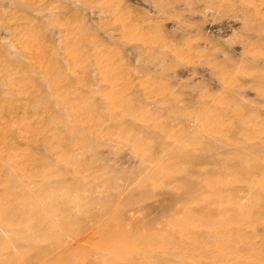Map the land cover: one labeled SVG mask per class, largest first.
Masks as SVG:
<instances>
[{"label":"rangeland","instance_id":"obj_1","mask_svg":"<svg viewBox=\"0 0 264 264\" xmlns=\"http://www.w3.org/2000/svg\"><path fill=\"white\" fill-rule=\"evenodd\" d=\"M0 73V209L5 205L0 221L7 215L20 221L15 232L0 222V247L6 240L3 253L16 258L9 264L33 260L34 254L22 255L12 245L16 239L22 245L34 240L43 244L44 235L57 231L73 240L91 231V217L105 218L109 212L130 215L136 223L116 216L107 227L111 237L83 243L84 252L62 258L67 264H112L114 254L119 259L114 255L113 264H264V0H0ZM34 96L41 99L35 102ZM65 96L71 100L69 116L54 107ZM77 120L85 125L79 128ZM87 125L96 126L101 142L80 144ZM67 131L73 138H67ZM178 143L181 151L176 150ZM18 168L37 175L35 185L13 190L21 175L14 172ZM38 174L49 176L41 179ZM211 174L226 181L222 199H238L236 191L248 195L245 209L239 212L223 204L231 215L221 216L214 205L210 208V196L212 200L205 196L184 206L163 191L171 185L168 194L177 196L194 182L196 190L199 179H211ZM237 176L242 183H235ZM57 180L66 182L65 187L54 186L58 192L67 188L71 193L74 182L71 194L77 192L78 199L67 200L74 206L47 191L40 202L34 199L36 185ZM10 204L20 205L18 216ZM174 216L183 224L175 225L180 221ZM228 227L230 239L225 236ZM26 230L27 236L35 230L38 240H23ZM120 232L126 237L122 243L120 237L116 240ZM126 241L141 251L136 263ZM124 247L130 248L128 254Z\"/></svg>","mask_w":264,"mask_h":264},{"label":"bare ground","instance_id":"obj_2","mask_svg":"<svg viewBox=\"0 0 264 264\" xmlns=\"http://www.w3.org/2000/svg\"><path fill=\"white\" fill-rule=\"evenodd\" d=\"M143 15V14H142ZM64 60H66V58L64 59ZM67 61V60H66ZM65 61V62H66ZM95 75V74H94ZM0 76L2 77V75H1V73H0ZM94 79V78H93ZM7 81V80H6ZM92 81H94V80H92ZM95 83V82H94ZM96 84V83H95ZM94 84V85H95ZM98 86V85H97ZM99 87V86H98ZM94 88V87H93ZM96 88V87H95ZM94 88V89H95ZM97 89V88H96ZM68 90V89H67ZM99 90V89H98ZM56 91V90H55ZM54 91V92H55ZM53 92V91H52ZM61 92V90H59L58 91V93H60ZM92 92H95V91H93L92 90ZM91 92V93H92ZM55 93H57V92H55ZM66 93V92H65ZM98 92H96V94H97ZM52 95H53V93H51ZM69 94V93H68ZM87 94V93H86ZM88 94H89V92H88ZM87 94V95H88ZM95 94V95H96ZM63 95V94H62ZM71 95H72V93H71ZM71 95H70V97H71ZM75 95H76V93H75ZM78 95V94H77ZM87 95H86V97H87ZM93 95V94H92ZM91 95V96H92ZM56 96V95H55ZM80 96V95H79ZM78 96V97H79ZM84 96V95H83ZM53 97V96H52ZM89 97V96H88ZM95 97V96H94ZM93 97V98H94ZM96 97H98V96H96ZM92 97L90 98V99H93ZM33 99H34V101L35 102H37L36 100H38V99H41L40 97H37V96H34L33 97ZM71 99H72V97H71ZM100 99V98H99ZM71 102V100L69 99V97H64L63 99L61 98V103H58L57 105H55L54 107L55 108H57V109H59L60 110V114L62 115V116H64L63 114H65V115H68L69 116V114H68V108L70 107V102ZM73 104H75V103H73ZM109 105V104H108ZM111 106V105H110ZM47 108H49V111H50V109L53 111L54 109L52 108V106L51 105H47ZM43 110H45V107H43ZM48 111V112H49ZM88 111V110H87ZM98 111V110H97ZM96 111V112H97ZM48 112H47V115H52V112H50L49 114H48ZM96 112H94V113H92V115H91V117H94V114L96 113ZM76 113V112H75ZM74 113H72L71 115H73ZM99 114V113H98ZM74 115H77V114H74ZM100 115V114H99ZM65 118H66V116H65ZM88 118V117H87ZM70 119V118H69ZM86 120V119H85ZM94 120H97V118L96 119H94ZM75 121V120H74ZM87 122H88V120H86ZM65 122H66V120H65ZM72 120H71V123L69 122V124H72ZM76 122H78V120L76 121ZM81 122V121H80ZM80 122H78L77 124H79V128L82 126V125H85V124H83V123H80ZM92 123H95V121H91ZM98 122V121H97ZM74 123V125H75V122H73ZM90 123V122H89ZM68 124V123H67ZM81 124V125H80ZM88 124V123H87ZM98 124V123H97ZM100 124V123H99ZM89 125V124H88ZM88 125H87V127H88ZM69 126V125H68ZM72 126V128H73V125H71ZM70 126V127H71ZM91 126V125H90ZM89 126V127H90ZM86 127V128H87ZM88 127V130H86L84 133V135H83V139H82V143H81V141H80V144L83 146V144H86L87 142H95V143H97V141H98V139L100 140V138H102L98 133L96 134V132H98L97 131V129H96V126L95 125H93L92 127H90L89 128ZM198 129H200V130H202V129H204L203 127H200L199 128V126H196ZM71 128V129H72ZM77 128V127H76ZM75 127H74V129H76ZM98 128V127H97ZM70 129H68V131H69ZM84 130H85V128H84ZM98 130H100V129H98ZM195 130V129H194ZM67 131V132H68ZM71 131H74V130H71ZM79 131V130H78ZM81 131V130H80ZM79 131V132H80ZM196 131H197V129H196ZM78 132V133H79ZM69 133V132H68ZM81 133V132H80ZM100 133H101V131H100ZM74 134V133H73ZM75 134H77V133H75ZM91 134H93L94 136H93V139H90L89 138V136L91 135ZM102 134V133H101ZM199 134V133H198ZM203 134V133H202ZM244 134V133H243ZM208 135V134H207ZM72 137V133L70 132L69 134H68V136H67V138L68 139H70ZM100 137V138H99ZM207 137V136H206ZM73 138V137H72ZM75 138V137H74ZM76 139V138H75ZM81 139V138H80ZM238 141V139L237 138H235L234 139V144L233 145H235V144H237V141ZM41 141V140H40ZM43 141V144L44 143H46V142H44V141H46V140H42ZM52 141V140H51ZM54 141V140H53ZM68 141V140H67ZM66 141V142H67ZM70 141V140H69ZM68 141V142H69ZM71 142H72V140H71ZM77 142V141H76ZM100 142H101V140H100ZM51 143V142H50ZM73 144H74V142H73ZM79 144V143H78ZM79 144V145H80ZM41 145V144H40ZM47 146H48V142H47V144H46ZM87 145V144H86ZM91 144H89V146H90ZM138 145V144H137ZM181 145V144H180ZM180 145H179V143H178V146H179V149H176V150H180ZM183 145V144H182ZM47 146H45V147H47ZM85 146V145H84ZM139 146V145H138ZM71 147V146H70ZM137 147V146H136ZM185 147H186V145H185ZM49 149V148H48ZM80 149L82 150V147L80 146ZM175 150V151H176ZM186 150V149H185ZM50 152H51V149L49 150ZM70 151H71V149H70ZM181 151V150H180ZM191 151V150H190ZM68 152V151H67ZM67 152H65V153H67ZM72 152V151H71ZM82 152V151H81ZM237 152V151H236ZM69 153V152H68ZM67 153V154H68ZM73 153V152H72ZM75 153V152H74ZM80 153V152H79ZM84 153V152H83ZM175 153V152H174ZM177 153V152H176ZM182 153V152H181ZM70 154V153H69ZM179 154V153H178ZM185 154V153H184ZM64 155H66V154H64ZM71 155V154H70ZM73 155V154H72ZM83 155V154H82ZM81 155V156H82ZM170 155V154H169ZM80 156V155H79ZM167 156V155H166ZM171 156V155H170ZM169 156V157H170ZM71 157H73V156H71ZM75 157H76V155H75ZM159 157V156H158ZM77 158V157H76ZM75 158V159H76ZM79 158V157H78ZM95 158V157H94ZM163 158H165V157H163ZM162 157H161V159H163ZM175 158H178V157H174V159ZM74 159V160H75ZM92 159V158H91ZM173 159V160H174ZM239 159V158H238ZM78 160V159H77ZM84 160V159H83ZM83 160H81V161H83ZM164 161H165V159H163ZM92 161V160H91ZM159 161H160V157H159ZM45 162V161H44ZM69 162V165H70V161H68ZM78 162V161H77ZM84 162V161H83ZM82 163V162H81ZM80 163V164H81ZM144 163V162H143ZM160 163H161V161H160ZM148 164V163H147ZM152 164V163H151ZM88 165V164H87ZM89 165H90V163H89ZM88 165V166H89ZM145 165V164H144ZM161 165H163V164H161ZM72 166V165H71ZM70 166V167H71ZM81 166H82V164H81ZM85 166V165H84ZM94 166V165H93ZM168 166V165H167ZM182 166V165H181ZM180 166V167H181ZM79 167V166H78ZM166 166H164V168H165ZM171 167V166H170ZM173 167V166H172ZM95 168V167H94ZM93 168V169H94ZM14 169V168H13ZM16 169V168H15ZM78 169V168H77ZM85 169H86V167H85ZM91 169V168H90ZM167 169V168H166ZM169 169H172V168H169ZM181 169V168H180ZM227 169V168H226ZM80 170H83V168H80ZM79 170V171H80ZM89 170V169H88ZM174 170H176V169H174ZM179 170V169H178ZM203 170H205V169H203ZM202 170V171H203ZM230 170H232V169H230ZM12 171V170H11ZM16 171H20L19 173L22 175H19L20 176V178H18L17 179V181L15 180L14 182L15 183H13V185H11L12 186V189L14 190V188H18L20 185H23V188H26V187H24V186H28L29 184H34L35 183V181H36V179H38V176L36 175H30V173H27V174H25V172H21V169L19 170V168H18V170H15L14 172H16ZM79 171L77 170V172H75V171H73V176H74V172L76 173V175L77 174H79ZM91 171V170H90ZM89 171V172H90ZM95 171V170H94ZM177 171V170H176ZM248 171V170H247ZM18 172H17V174H18ZM161 172V171H160ZM200 172V171H199ZM204 172V171H203ZM225 172H226V170H225ZM230 172V171H229ZM9 173H12V172H9ZM43 173H45V172H43ZM70 173H72V171L70 172ZM228 173V172H227ZM249 173V172H248ZM252 173V172H251ZM51 174V173H50ZM54 174V173H53ZM57 174V173H56ZM83 174V173H82ZM87 174V179H88V177H89V173H86ZM85 174V175H86ZM160 174V173H159ZM172 174V173H171ZM185 174V173H184ZM188 174H190V173H188ZM198 174V173H197ZM215 174H217V173H213V175H215ZM230 174V173H229ZM228 174V175H229ZM233 174V173H232ZM39 176H40V178L41 177H44L45 176V174H44V176L42 175V174H38ZM62 175V174H61ZM76 175H75V177H76ZM81 175V173L79 174V176ZM84 175V174H83ZM92 175H94V174H92ZM96 175V174H95ZM165 175V174H164ZM201 175V174H200ZM205 175V174H204ZM212 175V174H211ZM213 175L211 176V177H213ZM223 175V174H222ZM226 175V174H225ZM238 175V174H237ZM244 175H245V173H244ZM247 175H249V174H247ZM8 175H6V177H7ZM12 176V175H11ZM10 176V177H11ZM18 176V175H17ZM48 176H49V174L47 175V176H45V177H47L48 178ZM54 176V175H53ZM52 176V177H53ZM71 176V175H70ZM97 176H98V174H97ZM97 176H95V177H97ZM168 176V175H167ZM167 176H165V177H167ZM169 176H170V174H169ZM188 176V175H187ZM191 176V175H190ZM193 176V175H192ZM207 176H209L208 174H207ZM217 177H218V175H216ZM227 176V175H226ZM233 176H235V175H233ZM9 177V178H10ZM52 177H50V179L52 178ZM74 177V178H75ZM144 177H145V180H146V178L147 179H149V176L147 177V174H145L144 175ZM194 177V176H193ZM203 177V176H202ZM217 177H216V179L213 177V178H211V179H208V178H206L207 180H205V179H202V178H200L199 179V177L197 178V176L195 177V178H197V180L199 179V181L197 182V184H196V190H193V185L195 184V182H194V184L191 186V187H188V186H190V184H191V182H190V184L189 185H187V187H188V191L186 192V193H182V194H177V196L176 195H171V194H168V191H169V189L170 188H172L171 187V185L169 186L166 182V186L164 185V187H165V189L166 190H163L164 191V193L166 194V196H168V199H171L170 197H172V199L173 200H176V201H178V202H180L181 201V203L184 205V206H186L187 205V203L189 202V201H192V203H194L195 201H203V200H201V199H203L205 196V199H211V198H214L213 199V204H211L210 205V208L211 207H214L215 208V210H216V214L217 215H221V216H224V215H229L230 213H228V210H226V209H223V208H221V206L224 204L225 206H229L228 204H230V207L231 208H233V210H237V211H239L240 212V210H243V208L245 209V207H244V200L245 199H247V196L248 195H246L244 192H243V195H241L240 193L241 192H239V191H236L235 193L234 192H232V194H233V196L234 197H236V198H238V199H232V200H227V197H228V195L226 196V199L225 198H223V199H225V200H223L222 199V197H223V190H222V188H224V187H226V184H225V182H223L224 180V177L222 178H220V179H217ZM249 177H253V175L251 174V176H249ZM15 178H16V174H15ZM40 178H39V180H40ZM47 178H45V179H47ZM56 178V177H55ZM73 178V179H74ZM81 179L83 178V177H80ZM79 178V179H80ZM85 178V177H84ZM187 178H189V176L187 177ZM190 178H192V177H190ZM204 178V177H203ZM42 179V178H41ZM49 179V180H50ZM58 179H60V176L58 177ZM78 179V178H77ZM233 179H234V177H233ZM232 179V180H233ZM245 179V178H244ZM7 180V179H6ZM9 180V179H8ZM13 180H14V178H13ZM44 180V179H43ZM48 180V179H47ZM94 180H96L95 178H94ZM246 180V179H245ZM3 181V180H2ZM1 181V182H2ZM74 181V180H73ZM77 181V180H76ZM84 181V180H83ZM82 181V182H83ZM93 181V180H92ZM185 181V180H184ZM235 181V183H242V179H240L238 176L236 177V180H234ZM6 182V181H5ZM39 182V181H38ZM94 182V181H93ZM177 182H179V181H176V183ZM187 182H189V181H187ZM228 182H230V181H228ZM231 182H233V181H231ZM230 182V183H231ZM3 183H4V181H3ZM7 183H8V185L10 184L8 181H7ZM39 183H41V182H39ZM53 183V182H52ZM67 183H68V181H67ZM85 183H90L89 181L88 182H86L85 181ZM182 183V182H181ZM186 183V182H185ZM185 183H183V185L185 184ZM224 183V184H223ZM1 184V183H0ZM11 184H12V181H11ZM64 184H66V182L63 180V181H60V180H57L56 182H54L53 184H51V182H50V184H38V185H36V187H38V192L39 193H43L42 195H39V197H37L38 196V194L37 195H35L34 196V199H36L37 198V200H39L38 198H40L41 196H44V194L46 193V191L49 193V195H50V197L52 196V197H55V198H59V200H63V203H64V205H65V203H67V200H68V202H69V199L71 198H75V200H76V198L77 197H75V195L74 194H77V192L76 193H74V194H71L72 192H74V187H75V185H74V182L72 183L73 184V189L70 191L71 193H69L68 191H67V188H66V191H62V192H58L57 191V187H54V186H61V187H65V186H63ZM79 184H81L80 182H78V185ZM179 184V183H178ZM234 184V183H233ZM233 184H230V185H233ZM250 184V183H249ZM249 184H248V186H249ZM6 185V184H5ZM35 185V184H34ZM77 185V186H78ZM88 185V184H87ZM86 185V186H87ZM176 184H174V186H173V188L174 187H176L175 186ZM221 185H224V186H221ZM7 186V185H6ZM10 186V187H11ZM71 186V185H70ZM83 185H81V187H82ZM89 186V185H88ZM221 186V187H220ZM257 186H258V184H257ZM256 186V187H257ZM29 187H31V185H29ZM28 187V189H30ZM178 188H180L179 186H177ZM176 187V188H177ZM185 187V186H184ZM187 187H185V188H187ZM259 187V186H258ZM35 187H33V189H34ZM48 188H50V189H48ZM60 188V187H59ZM76 188V187H75ZM79 188H80V186H79ZM195 188V187H194ZM252 188H255V185H254V187H252ZM3 189H7V187L6 188H3ZM37 189V188H36ZM68 189H69V185H68ZM84 189V188H83ZM238 189V188H237ZM9 189H7V191H8ZM11 190V189H10ZM9 190V191H10ZM20 190H21V188H20ZM25 190V189H24ZM60 190H62V188L60 189ZM59 190V191H60ZM64 190V189H63ZM70 190V189H69ZM77 190V189H76ZM82 190V189H81ZM171 190V189H170ZM173 190V189H172ZM228 190V189H227ZM256 190V189H255ZM258 190H260V189H258ZM6 190H5V193L7 192ZM36 191V190H35ZM96 191H98V190H96ZM254 191V190H253ZM20 192V191H19ZM21 192H22V190H21ZM27 192H29V190L27 191ZM31 192H33V191H30V193ZM86 192V191H85ZM90 192V191H89ZM205 192L207 193V194H212V195H204L205 194ZM226 192V191H225ZM230 192V193H231ZM1 193H2V190H1ZM0 193V194H1ZM4 192H3V195L5 194ZM13 193V192H12ZM15 193V192H14ZM13 193V194H14ZM30 193H29V196H30ZM34 193V192H33ZM87 193V192H86ZM247 193V192H246ZM255 193H256V195H257V191H255ZM8 194V193H7ZM16 194V193H15ZM14 194V195H15ZM20 194V193H19ZM23 194V193H22ZM24 194H26V193H24ZM69 194V195H68ZM83 194V193H82ZM95 194V193H94ZM172 194H173V192H172ZM226 194H228V192H226ZM236 194V195H235ZM248 194V193H247ZM249 194H250V192H249ZM2 195V194H1ZM1 195H0V197H1ZM14 195H10V199L12 198V196H13V198H14ZM32 195V194H31ZM80 195V194H79ZM84 195H88V193L87 194H84ZM90 195H92V194H90ZM180 195H182V196H180ZM229 195H231V194H229ZM245 195H246V197H245ZM254 195V194H253ZM252 195V196H253ZM255 195V196H256ZM18 196V195H17ZM16 196V197H17ZM28 196V197H29ZM46 196V195H45ZM67 196V197H66ZM76 196H78V195H76ZM209 196L211 197V198H209ZM250 196V195H249ZM251 196V198L253 199V197ZM258 196V195H257ZM256 196V197H257ZM3 198H1V200L3 199L4 200V197L5 196H2ZM9 197V196H8ZM26 197H27V195H26ZM31 197V196H30ZM69 197V198H68ZM80 197V196H79ZM6 198V197H5ZM20 197H18V199H19ZM32 198H33V196H32ZM41 198H43V197H41ZM40 198V199H41ZM250 198V197H249ZM9 198H7V200H8ZM22 199H23V197H22ZM29 200H30V198H28ZM48 199H49V196H48ZM52 199V198H51ZM51 199H49V200H51ZM78 199V198H77ZM85 199V198H84ZM200 199V200H199ZM251 199V200H252ZM257 199V198H256ZM6 200V199H5ZM7 200H6V205H7ZM14 200H16V198L14 199ZM14 200H12L11 202H13ZM25 200H27V199H25ZM36 200V201H37ZM43 200H45V199H42V201ZM81 200V199H80ZM209 200L208 201H206V203H208L209 202ZM212 200V199H211ZM215 200V201H214ZM33 201H35V200H33ZM33 201H31L30 200V203L31 204H33L32 202ZM41 200H39V202H40ZM56 201V200H55ZM74 201V200H73ZM79 201V200H78ZM257 202H258V199L256 200ZM1 202V201H0ZM4 202V201H3ZM17 202V201H16ZM24 202V201H23ZM23 202H21V203H23ZM38 202V203H39ZM52 202V201H51ZM59 202V201H58ZM58 202H56V203H58ZM255 202V201H254ZM256 202V203H257ZM10 203V202H9ZM8 203V204H9ZM63 203L61 204L62 206H64L63 205ZM73 203V202H72ZM78 203V202H77ZM89 203V202H88ZM205 203V202H204ZM205 203V204H206ZM19 204V203H18ZM28 204H29V202H28ZM27 204V205H28ZM31 204H30V207H31ZM68 204L69 203H67L66 205L68 206ZM74 204V203H73ZM79 204H80V202H79ZM4 205V204H3ZM3 205L1 204V207H2V209H3ZM11 205V204H10ZM9 205V206H10ZM15 206H12L11 207V211L12 212H17V214H15V215H17L18 216V213H19V211L21 210V207H20V205L19 206H17L16 204H14ZM22 205V204H21ZM25 205V204H24ZM40 205V207H41V204H39ZM48 205V204H47ZM59 205V204H58ZM58 205H56V206H58ZM70 206L69 207H71V205L72 204H69ZM214 205V206H213ZM232 205V206H231ZM5 206V205H4ZM29 206V205H28ZM33 206V205H32ZM34 206H35V204H34ZM33 206V207H34ZM36 206H37V204H36ZM46 206V205H45ZM51 206H53L54 207V204L52 203L51 204ZM60 206V205H59ZM72 206H74V205H72ZM77 206H79L78 204H77ZM225 206H223V207H225ZM29 207V208H30ZM49 207V206H48ZM61 207V206H60ZM5 208H7V206L6 207H4V209ZM23 208V207H22ZM27 208V207H26ZM26 208H24V209H26ZM42 208H44L43 206H42ZM47 208V207H46ZM59 208V207H58ZM65 208V207H64ZM74 208H76V206L74 207ZM78 208V207H77ZM76 208V209H77ZM81 208H82V205H81ZM207 208V207H206ZM206 208H205V210H206ZM231 208H229L230 210H231ZM2 209H0V211H3ZM31 209V208H30ZM61 209V208H60ZM63 209V208H62ZM80 209V208H79ZM6 210V209H5ZM9 210V209H8ZM7 210V211H8ZM29 210V209H28ZM27 210V211H28ZM47 211H49L48 210V208L46 209ZM52 210H53V208H52ZM189 210V209H188ZM214 210V209H213ZM230 210H229V212H230ZM30 211V210H29ZM32 211V210H31ZM30 211V212H31ZM73 211H75V210H73ZM79 211V210H78ZM184 211V213L185 212H187V210L185 211V208H184V210H182V212ZM209 211V210H208ZM232 211V210H231ZM26 212V211H25ZM30 212L28 213V214H30ZM50 212H52V211H49V213L48 214H50L51 215V213ZM55 212V211H54ZM176 212V211H175ZM174 212V213H175ZM212 212V211H211ZM211 212H210V214H211ZM214 212V211H213ZM1 213V212H0ZM3 213V212H2ZM5 213L7 214V212L5 211ZM10 213V212H9ZM20 213H22V212H20ZM40 213V212H39ZM42 213V212H41ZM45 213V215H47V212H43V214ZM207 213V212H206ZM235 213V212H234ZM238 213V212H237ZM27 214V215H28ZM123 214H125L124 212H123ZM170 214V213H169ZM171 214H172V211H171ZM177 214V213H176ZM201 214V213H200ZM203 214V213H202ZM209 214V215H210ZM233 214V213H232ZM4 215V214H3ZM3 215H1L0 214V216L2 217V219H3ZM15 215H13L14 217H15ZM20 215V214H19ZM22 215V214H21ZM20 215V216H21ZM25 215V214H24ZM41 215V214H40ZM48 216L49 218L52 216ZM188 215V214H187ZM231 215V214H230ZM234 215V214H233ZM8 217H7V220H8V218H10L9 217V215H7ZM35 216H38L37 214H35ZM43 216V215H42ZM42 216H40V217H42ZM83 216H86V215H83ZM82 216V217H83ZM118 217V216H120L119 217V220L120 221H122V222H126V223H128V222H133V223H136L135 222V219H132V218H129L128 216H130V215H127V216H125L124 217V215H121L119 212H116V215H114V214H111L110 212H109V214H108V217H102V218H100L101 216L100 215H95V216H93V217H91L90 219H89V222H93V228L91 229V231L89 232V233H86V234H83V235H80L79 237H76V236H74V239L73 240H71L70 238V240L69 239H66L65 238V236H66V234L65 233H61V232H54L53 234H49V235H44L41 239H42V242H43V244H37V243H35L34 241L33 242H31V244L30 243H28V244H30V245H28V244H25L26 242H24L23 244L24 245H22L21 243H20V241L18 242V240H19V238H18V240L16 239L15 240V242L12 244L13 246H17V248L19 247L20 249H21V251H22V255L23 254H25V253H28L29 254V256L31 255V254H34V256H33V260H31L30 258H28V259H26V260H24V261H21L19 264H67V262H65L62 258H65V259H68V258H70V257H72V255H78V254H81L82 252H84L85 250H86V247H85V245L86 244H83V243H94L95 241L94 240H97L96 242H101V241H105L104 239L105 238H107V237H111L112 235H111V233L109 234V232L107 231V227H108V225L111 223V221H113L114 220V218L115 217ZM161 216H163V215H161ZM166 216V215H165ZM178 216V215H177ZM184 216H186V215H184ZM207 216V215H206ZM0 217V218H1ZM4 217H6V216H4ZM32 217V216H31ZM44 217V216H43ZM60 217H62V216H60ZM60 217H57L58 219L60 218ZM176 216H174V218L173 219H175V221L177 222V221H180V222H178V223H175V225H177V224H179V226L181 225V224H183V222L181 221V220H179V217H176ZM17 218V217H16ZM15 218V219H16ZM20 218H22V217H20ZM33 218V217H32ZM56 218V217H55ZM163 218V217H162ZM167 218H170V216L169 217H167ZM172 218V217H171ZM178 218V219H177ZM186 218V217H185ZM206 218V217H205ZM4 219H6V218H4ZM18 219V218H17ZM31 219V218H30ZM30 219H29V221L28 222H30ZM36 218L34 217V221H36L35 220ZM39 219V218H38ZM41 219V218H40ZM54 219V218H53ZM57 219V220H58ZM161 219V218H160ZM177 219V220H176ZM207 219V218H206ZM7 220H1L0 222H2V224H3V227L2 228H5L6 230H8V231H10V232H13L14 231V229H13V227L14 228H18L20 225H17V223H20V221L19 222H17V221H12L13 219H11L10 218V220L12 221H8L7 222ZM21 220V219H20ZM24 220V219H23ZM32 220V221H33ZM202 220H204V218L202 219ZM32 221H31V223H32ZM33 221V222H34ZM50 221V220H49ZM63 221H65V219L64 220H62V222ZM166 221H168V220H166ZM170 221V220H169ZM191 221H192V219H191ZM21 222H23V221H21ZM48 222V221H47ZM54 223H55V220L53 221ZM52 222V223H53ZM84 222H86V221H84ZM172 222V221H171ZM25 223V222H24ZM27 223V222H26ZM51 223V222H50ZM53 223V224H54ZM56 223H58V222H56ZM87 223V222H86ZM86 223H84V224H86ZM172 223H174V221L172 222ZM237 223V222H236ZM34 224H35V222H34ZM30 225H32V224H30ZM29 225V226H30ZM52 225V224H51ZM50 225V226H51ZM56 225V224H55ZM54 225V226H55ZM59 225V224H58ZM174 225V224H173ZM172 225V226H173ZM26 226V225H25ZM35 226V225H34ZM49 226V227H50ZM32 227H33V225H32ZM31 227V228H32ZM53 227V226H52ZM67 227V226H66ZM166 227V226H165ZM184 227L185 228H188V227H191V224L189 225L188 223H185V225H184ZM236 227V226H235ZM237 227H239V224L237 223ZM1 228V227H0ZM30 228V227H29ZM155 228H157V227H155ZM10 229V230H9ZM49 229V228H48ZM66 229V228H65ZM173 229V228H172ZM22 230H23V228H22ZM21 230V231H22ZM63 230V229H62ZM240 230V229H239ZM2 231H4V230H2ZM29 231V230H28ZM28 231L26 230V236H24L25 238H23V240L24 239H26L27 237H30V238H32V240L33 239H37L38 237H37V233H36V231L35 230H33V231H30L29 232V236H27V233H28ZM47 231H49V230H47ZM53 231V230H52ZM51 231V232H52ZM61 231V230H60ZM228 231H230V229H229V227L226 229V232L227 233H225V236L228 238V239H230L229 237L231 236L230 234H231V232H228ZM236 231H237V229H236ZM9 232V233H10ZM15 232V231H14ZM50 232V231H49ZM114 232V231H113ZM118 232V231H117ZM234 232H235V230H234ZM6 233V232H5ZM18 233H19V231H18ZM24 233H25V231H24ZM185 234H188V231L185 229V232H184ZM236 233V232H235ZM3 234V233H2ZM117 235H115V236H113V237H116L117 236V239L116 240H118V238L120 237V236H122L123 234L120 232V233H116ZM234 234V233H233ZM238 234H240L239 233V231H238ZM237 233L235 234V235H238ZM6 234H4V235H2L3 237L5 236ZM35 235V236H34ZM8 236V235H7ZM6 236V237H7ZM10 236H14L13 234L12 235H10ZM16 236H17V234H16ZM6 237H4V238H6ZM9 237V236H8ZM19 237V236H18ZM34 237V238H33ZM52 239H51V238ZM123 237H124V235H123ZM2 238V237H1ZM122 237H120V239H121ZM13 239V238H12ZM118 240V243H122V242H124V241H122V239L123 240H125L126 239V237H125V239L124 238H122L121 240ZM242 238H240V239H238V240H241ZM4 240V239H3ZM2 240V241H3ZM38 240V239H37ZM45 241H48V242H45ZM120 241V242H119ZM232 241H234L233 240V238H232ZM5 242H6V240H5ZM5 242H4V244H5ZM8 242V241H7ZM12 242V241H11ZM10 242V243H11ZM127 242V241H126ZM125 242V243H126ZM9 242L7 243V244H10ZM2 244V243H1ZM0 244V245H1ZM3 244V245H4ZM3 245L0 247V264H9L10 263V261H12V260H16V258H15V256L14 255H12V253H3V251H2V247H3ZM11 245V244H10ZM11 245V246H12ZM21 245V246H20ZM118 245H120V244H118ZM125 245H127L126 246V248L127 247H131L132 246V248L133 249H130L131 251H132V254H133V256H135V258L132 256L130 259H131V261L133 262V263H136V261H137V259H138V257L140 256V254H141V251H140V249L138 248V247H136L137 245H130V246H128L129 244H128V242L125 244ZM10 246V247H11ZM135 246V247H134ZM125 247L123 248V250L125 249V251L127 252V254H128V250L129 249H126ZM6 249H7V247L5 248V250L4 251H6ZM11 249H13V248H11ZM8 250V249H7ZM116 250V249H115ZM119 250V248L117 249V251ZM14 251V250H13ZM13 251H11V252H13ZM16 251H18V250H16ZM120 251L122 252V250H121V248H120ZM110 252V251H109ZM113 253H114V251H112ZM119 252V251H118ZM111 253V252H110ZM123 253V252H122ZM28 254H27V257H28ZM112 254V253H111ZM124 254H126L125 252H124ZM16 255V254H15ZM115 255V254H114ZM113 255V256H114ZM119 255V254H118ZM129 255H130V253H129ZM224 255H226V256H224ZM222 254V256H224V257H227V254ZM113 256H112V264H113V262L114 261H116V260H114L115 258H117V255H115V258L113 259ZM221 256V257H222ZM18 257V256H17ZM22 257V256H21ZM121 258H122V256H121ZM127 258V257H126ZM126 258L124 259V260H126ZM119 259V256H118V258H117V260ZM123 259H121V260H123ZM129 259V258H128ZM129 259V260H130ZM223 259V258H222ZM31 260V261H30ZM120 260V261H121ZM128 260V261H129ZM111 261V260H110ZM110 261H109V263H110ZM122 262V261H121ZM124 262V261H123ZM15 263V262H14ZM100 263H104L102 260H100L99 262H97V263H93V264H100ZM126 263V262H125ZM131 263V262H130ZM17 264H18V261H17ZM111 264V263H110ZM115 264H116V262H115ZM118 264V263H117Z\"/></svg>","mask_w":264,"mask_h":264}]
</instances>
